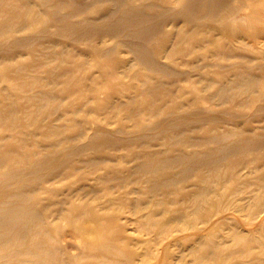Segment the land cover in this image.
<instances>
[{
  "label": "bare ground",
  "instance_id": "1",
  "mask_svg": "<svg viewBox=\"0 0 264 264\" xmlns=\"http://www.w3.org/2000/svg\"><path fill=\"white\" fill-rule=\"evenodd\" d=\"M0 264H264V0H0Z\"/></svg>",
  "mask_w": 264,
  "mask_h": 264
},
{
  "label": "rangeland",
  "instance_id": "2",
  "mask_svg": "<svg viewBox=\"0 0 264 264\" xmlns=\"http://www.w3.org/2000/svg\"><path fill=\"white\" fill-rule=\"evenodd\" d=\"M81 47L83 48L84 45H81ZM245 53V50L244 52ZM247 56L249 57H254L252 54H248ZM228 113V114H232V115H237L238 117H240V120L237 124L233 123L230 119H228L225 114ZM220 118H221V124L223 126V128H227V127H242L244 126L246 123H247V111L246 112H243V111H239V110H229V109H225L223 112H221L219 114ZM175 209H177V207H175ZM195 210V208L192 209V212ZM243 224H246L245 226L243 225L242 228L244 229H250L252 225H247V223H243ZM213 223L207 225V229L212 226ZM178 245H181L180 242H178ZM176 251L179 252V249L174 247ZM177 262L179 260H176Z\"/></svg>",
  "mask_w": 264,
  "mask_h": 264
}]
</instances>
